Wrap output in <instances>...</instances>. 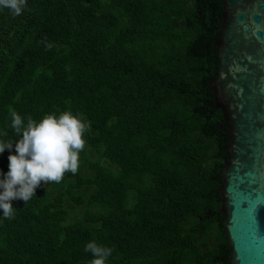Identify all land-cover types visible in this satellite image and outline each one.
Instances as JSON below:
<instances>
[{"label":"trees","instance_id":"1","mask_svg":"<svg viewBox=\"0 0 264 264\" xmlns=\"http://www.w3.org/2000/svg\"><path fill=\"white\" fill-rule=\"evenodd\" d=\"M220 0H27L0 10V132L10 113L89 123L75 175L42 183L0 220V264H229L220 186L229 129ZM8 150L0 154L6 172Z\"/></svg>","mask_w":264,"mask_h":264},{"label":"water","instance_id":"2","mask_svg":"<svg viewBox=\"0 0 264 264\" xmlns=\"http://www.w3.org/2000/svg\"><path fill=\"white\" fill-rule=\"evenodd\" d=\"M219 71L210 80L229 129L220 186L229 264H264V0H220Z\"/></svg>","mask_w":264,"mask_h":264},{"label":"clouds","instance_id":"3","mask_svg":"<svg viewBox=\"0 0 264 264\" xmlns=\"http://www.w3.org/2000/svg\"><path fill=\"white\" fill-rule=\"evenodd\" d=\"M27 0H0V10L8 9L19 16ZM13 139H5L0 132V154L8 150L7 171L0 170V220L15 215L13 201H29L42 183H60L65 173L75 175L79 167V154L83 151L89 123L81 113L65 110L48 113L39 120L10 113ZM90 254L88 264H108L113 248L90 240L84 245Z\"/></svg>","mask_w":264,"mask_h":264}]
</instances>
